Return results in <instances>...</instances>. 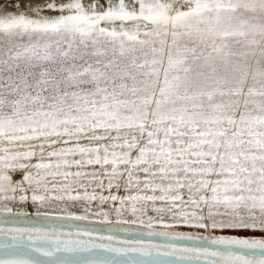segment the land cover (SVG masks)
<instances>
[{
	"label": "snow or ice",
	"instance_id": "1",
	"mask_svg": "<svg viewBox=\"0 0 264 264\" xmlns=\"http://www.w3.org/2000/svg\"><path fill=\"white\" fill-rule=\"evenodd\" d=\"M11 8L0 224L95 218L198 243L60 239L72 233L34 223L0 227V264H264V0Z\"/></svg>",
	"mask_w": 264,
	"mask_h": 264
},
{
	"label": "water",
	"instance_id": "2",
	"mask_svg": "<svg viewBox=\"0 0 264 264\" xmlns=\"http://www.w3.org/2000/svg\"><path fill=\"white\" fill-rule=\"evenodd\" d=\"M53 215V214H52ZM58 216V215H54ZM43 224L45 226L51 225L53 227L57 228V231H63L64 233L71 232L72 235L68 236H61L60 239H82L87 241L89 238L85 235H79L77 236V231H90L92 232V241L93 242H99L96 240V237L98 235L107 236L110 234L117 235L120 239H140L143 240L145 243H153V244H160V245H170V244H177V245H188L192 246L193 244H196L198 242H192V241H174L170 237H162V236H155V235H149V232L153 231L152 229L147 228L143 225H132V226H123V228L115 233L110 232L107 226L99 224L98 221H96L93 218H90V221H72V220H57L55 222L49 220V221H34L33 219H25L21 217L19 220L15 221L14 223H9L7 225L0 224V227H25V226H31L33 224ZM126 229V230H124ZM157 231L160 229L157 228ZM119 246V245H114ZM166 249L162 248L161 251H165ZM224 250V249H221ZM86 255V254H85ZM100 258H110V254L108 253H102L100 254ZM162 259H171V257H161ZM175 259L178 261V264H194V262L191 261H180L179 256L175 257Z\"/></svg>",
	"mask_w": 264,
	"mask_h": 264
},
{
	"label": "rangeland",
	"instance_id": "3",
	"mask_svg": "<svg viewBox=\"0 0 264 264\" xmlns=\"http://www.w3.org/2000/svg\"><path fill=\"white\" fill-rule=\"evenodd\" d=\"M11 2H12V0H0V6L7 5V10L8 11H11V10H13L11 8ZM52 214L53 215H60V213H58V212L57 213H52ZM93 219H95V218H93ZM241 234L244 235V233H241ZM256 235L259 236L260 234L257 233Z\"/></svg>",
	"mask_w": 264,
	"mask_h": 264
}]
</instances>
